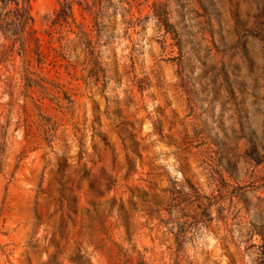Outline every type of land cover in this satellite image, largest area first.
I'll use <instances>...</instances> for the list:
<instances>
[{"label": "rangeland", "instance_id": "obj_1", "mask_svg": "<svg viewBox=\"0 0 264 264\" xmlns=\"http://www.w3.org/2000/svg\"><path fill=\"white\" fill-rule=\"evenodd\" d=\"M62 1L0 32V264H264V0Z\"/></svg>", "mask_w": 264, "mask_h": 264}, {"label": "trees", "instance_id": "obj_2", "mask_svg": "<svg viewBox=\"0 0 264 264\" xmlns=\"http://www.w3.org/2000/svg\"><path fill=\"white\" fill-rule=\"evenodd\" d=\"M31 0H0V32L15 43L20 41L19 50H25L28 38L33 37V16L30 11ZM74 0H63L58 16H72Z\"/></svg>", "mask_w": 264, "mask_h": 264}]
</instances>
